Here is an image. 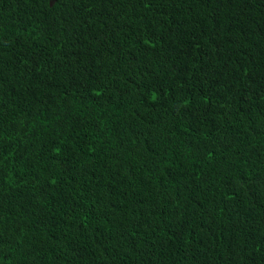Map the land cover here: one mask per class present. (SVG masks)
I'll use <instances>...</instances> for the list:
<instances>
[{
  "label": "trees",
  "instance_id": "trees-1",
  "mask_svg": "<svg viewBox=\"0 0 264 264\" xmlns=\"http://www.w3.org/2000/svg\"><path fill=\"white\" fill-rule=\"evenodd\" d=\"M0 264H264V0H0Z\"/></svg>",
  "mask_w": 264,
  "mask_h": 264
}]
</instances>
